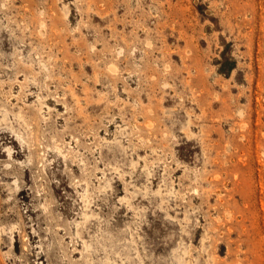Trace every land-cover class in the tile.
Listing matches in <instances>:
<instances>
[{
    "label": "rangeland",
    "instance_id": "374dc122",
    "mask_svg": "<svg viewBox=\"0 0 264 264\" xmlns=\"http://www.w3.org/2000/svg\"><path fill=\"white\" fill-rule=\"evenodd\" d=\"M0 264H264V0H0Z\"/></svg>",
    "mask_w": 264,
    "mask_h": 264
},
{
    "label": "bare ground",
    "instance_id": "6f19581e",
    "mask_svg": "<svg viewBox=\"0 0 264 264\" xmlns=\"http://www.w3.org/2000/svg\"><path fill=\"white\" fill-rule=\"evenodd\" d=\"M45 23V22H44Z\"/></svg>",
    "mask_w": 264,
    "mask_h": 264
}]
</instances>
